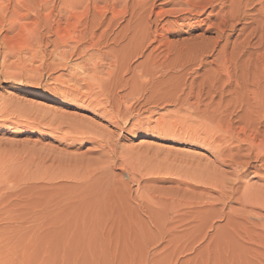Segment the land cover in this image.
Instances as JSON below:
<instances>
[{"label":"rangeland","instance_id":"374dc122","mask_svg":"<svg viewBox=\"0 0 264 264\" xmlns=\"http://www.w3.org/2000/svg\"><path fill=\"white\" fill-rule=\"evenodd\" d=\"M260 1H252L256 2L250 6L256 8L253 12L259 9ZM154 2L152 21L158 17L162 24L170 22L159 27L162 40L175 45L204 34L209 48L205 59L209 65L199 73L197 65L185 68V72L180 65L179 69L166 63L171 76H175L173 80L168 75L174 82L167 76L172 86H178L181 74L186 76L179 77L181 84L195 80V88L202 81H213L211 75L219 70L218 58L240 49L254 27L247 20L250 29L236 34L228 50L222 52L226 43L216 44L215 32L206 33L216 22L209 18L211 10L207 8L191 28L172 14L179 8L177 0ZM144 3L0 0V264H264V243L259 244L264 241V206L260 205H264V161L254 160L255 154L264 149V128L261 137H255L258 146L252 156V166L260 170L240 171L232 164L236 139L254 137L255 118L248 100L242 101L232 88H226L228 95L223 101L220 97L214 102L209 99L200 107L195 100L184 105L169 100L175 97L172 91L170 96H165L169 92L161 94L167 99L156 96L162 100L156 104L138 95L139 99L124 100L125 108L134 107L130 112L121 109L118 125L108 116L114 99L111 88L102 87V93L96 87L99 92L94 89L90 95L84 86L85 92L77 97L61 93L66 90L71 69H60L58 64L62 53L77 46L76 41L82 42L79 50L89 49L98 41L102 48L89 50L85 57L75 54L70 67L83 69L106 53H110L112 63L115 53L121 63L128 61L120 50L134 27L145 29ZM72 39L76 41L63 44ZM257 41L254 39L253 44ZM116 48L119 51L112 54ZM151 49L129 62L131 69L125 76L132 78H125L131 80L134 90L139 82L132 73L151 70L150 63L144 62ZM250 52L259 57L264 47ZM105 61L108 63L103 60V71L111 65ZM60 76L62 82L58 83L55 80ZM130 85L128 93L133 91ZM120 91L118 88L116 93ZM140 119L143 122L138 125ZM59 120L66 122L63 129L58 126ZM71 124L76 133H71ZM236 179L239 181L234 182ZM233 184L241 188L236 198L250 202L246 208L242 200L225 205L228 202L222 192L230 194ZM242 210L247 216L241 222H232L233 216L227 218L232 211ZM229 222L236 228L240 225L241 231L233 230Z\"/></svg>","mask_w":264,"mask_h":264},{"label":"bare ground","instance_id":"6f19581e","mask_svg":"<svg viewBox=\"0 0 264 264\" xmlns=\"http://www.w3.org/2000/svg\"><path fill=\"white\" fill-rule=\"evenodd\" d=\"M154 1L157 2L160 0H145V3H144L145 4V13H146L145 16H147V18H146L147 22H145L147 24H146L145 29H139L140 25L138 28L134 27L133 28L134 31L132 33V36L130 35L131 37L129 36L128 37L129 39H127L128 42H125L124 43L125 45L121 44L123 47L121 48L120 53L122 54L124 52V54H122L124 56L123 57L124 61L125 60H128V61L123 62L121 60L123 62V63H121L119 60H117L115 58V56H116L115 51L118 52L120 49V47H119V49L117 50V48H118L117 47L116 50L113 49L114 52L112 51V54L115 53L114 58H113V59H115V61L113 63H112V61L109 60V58L111 57V56H109L110 53H108V55L106 53V54H103L102 56H100V57H102V58H100V61H98V60H96L95 62L92 61L93 63L88 62L86 64L85 68H83V69L78 68V67H70L71 60L73 59L75 54H78L81 57H85L89 53V50L91 51L93 49H97V48L99 49L100 48L99 47L100 45L98 44L99 41L95 44L93 42V40H91V42H93L94 44L91 43L92 46H90L89 49L87 47H85L83 49V47L81 46L82 50H79L80 45H82L81 41H76V40L72 39L73 41H66L65 43H63L65 46H67V45H69L70 42L76 41L77 46L76 47L74 46L69 53L64 52L61 54V60H60V63L58 64V67L60 69H64V70H68L69 68L71 69L69 71L70 72V79L69 80L67 79L68 83L66 84V90L61 91V93H63V95L65 94V96L66 95H68V96L69 95H73V96L75 95V97H77V96L81 95V93H83L82 91H84V90H82V89L84 86L90 91V92H88V93H90V95H92V92L94 89H96V87L98 89H100L99 91H102V87H104V89L106 88L108 90L111 88L109 90V93L112 95L111 99L112 98H114V99H113V102H110V107H112V111L110 110L111 111L110 115H112V116H110L109 114H108V116L111 117V119L113 121H115L117 119V117H119V114H121V109L125 108V105L123 106L125 101L126 100L129 101L130 98L132 99L136 96H137L136 98L139 99L138 95L141 96L140 99L141 98H143L144 100L147 99V103H150V104L155 103L156 104V102L161 100L160 99L161 97L165 98L162 95L168 94V92H169V95H165V96H170V95H172L170 93V91H172L173 94L175 93V97L170 96L169 100L174 99V101L179 105L180 104H182V105L190 104V102L192 100L193 101L195 100L194 103L198 107H200L201 105L206 104V101H209V99L211 102H214L217 97H220V101H223L224 99H226V97L228 95L225 91L226 88H232L234 90V92H237L239 94L240 99L242 101L248 100V103L250 106V113L254 116L253 118H255V124H256V125L253 124V126H254V128L252 129L253 135L250 132L251 135L254 136L253 138H249L247 136L242 141L239 139H236L238 141V143H237L238 145L235 148L236 150H234V151H236V153L232 156L234 158V161H232V164L239 166L240 171H241V168H242V170L245 169L246 172L249 171L250 169H254V168L259 171L260 170L259 167H255L252 165H253L254 160H256L257 162H260L262 160L264 161V149L262 148L263 146H260L263 150L261 152H258V154H255V152H254L255 150H257V148L255 149L256 145L254 144V141H256L255 137H259L261 134V129L264 128V101L262 98L264 96V54L260 55L259 57H256L255 54L251 53L250 51L252 49H254L255 47H264V1L261 0L260 1L261 3H259L260 4L259 9L256 12H253L256 9V8H250V6L252 4L254 5V3H256V2L253 3L252 2L253 0L252 1L251 0H177L179 8L174 10L172 12V14L175 15L174 17L176 19H178L179 21H182L184 23L188 22V24H185V25L186 26L189 25V26H191V28H192L193 24H196L199 22L198 18L200 16H202L201 14H203L207 10V8H208V10H211L209 13V18H215L216 22L212 23L207 28L206 33H213V31H214L216 34V38L214 39V43H216V44H219L220 42L226 43V45L224 47L225 50H223L222 52H226L228 50V48H229L228 43L236 34L244 33L250 29V27H249L250 25H248L249 23L247 22V20H250V23H252L251 25L254 26L251 29L249 35L246 37V39L243 42L242 47L240 49H234L233 52L231 53V55H224L221 59L218 58L217 64L219 66L218 65L217 66L219 67V70L215 71L216 73L211 75V80L213 79V81H211L209 83H207L206 81H202V83L200 85H198L196 88H195V83H196L195 80L189 85L187 84V81L189 79H187V81H182V84H181V82H180L181 79L179 77L181 76V78H185L186 76L184 77L185 74H181L180 72H179V74H181L180 76H179V74H177L179 76V77H177L179 79V80H177V82H179L181 84V87H180L179 83H178V86L180 88L175 84H174L175 87L172 86L175 76H174V74H173L174 77L171 76L172 74L169 73L170 71H168L166 63L169 66V63L171 62V64H173L174 66L177 65L178 68L180 65V67L182 69H184L185 72L187 71L185 68L191 67L193 65L194 66L197 65L198 71L197 70H195V71H197L198 73H199V70L205 68L206 66L208 67L209 61L207 63V61L205 59H207V56L209 54V48H207L205 46L204 34L193 39V40H190V41H183L181 43L178 42L179 44L177 43L175 45L170 44V42L169 43L166 42V40L164 41V39L162 40V37H159V35H158L159 27L162 26L164 28V25H170V22L167 24H162L163 20H159L158 17L155 18L154 21H152V14H153V10H154L153 8L156 7L155 6L156 4ZM154 25H155V29H153ZM240 26H244V27L242 29H239ZM129 32H131V31L128 30V33ZM105 37L106 36H102L101 38L106 39ZM121 38H123V37H121ZM256 38L258 39V41L256 44H253V40ZM120 40L121 39L119 38V41ZM113 45H114V43H113ZM151 46H152V49L149 51L148 55H146V59L144 61V62H146V65H147V63H150L151 70L146 72L145 71L146 68L144 66L145 73L141 72V70H140L141 74H138L137 70H134V72L137 71L136 72L137 74L134 72L133 73L131 72L133 74L134 78H135V76H137L136 78L138 79V82H139L138 83L137 80H135L136 84L138 83L139 85L137 86L138 89L134 90V87H132V85H130L131 80H129L132 77L127 76L129 79H126L127 77L125 76L126 72L131 69V68H129L130 67L129 62L134 61V58H136V57H139V56L142 57L144 55V52ZM115 47H116V45H115ZM101 48H102V46H101ZM109 52H111V51L109 50ZM248 53H250V54L246 57V55ZM108 56H109V58H108ZM118 56H119V54H118ZM118 56H117V58H118ZM119 57H122V56H119ZM105 59L110 61L111 65L109 66L108 70L106 69L103 71V70H101V68L103 67V65H102L103 60H104V62H106ZM113 59L111 58V60H113ZM106 63H108V62H106ZM142 64H144V63H142ZM124 65H125V67H124ZM173 65H171V66H173ZM140 66H141V63L139 65V67ZM137 67H138V65H137ZM140 68H143V67H140ZM172 69H175V68H172ZM175 71H177V70L175 69ZM183 73H184V71H183ZM189 73H191V72H189ZM209 74H210V72H209ZM168 75H170V77L173 78V80ZM213 75L214 76L216 75V77L213 78ZM167 76L173 81L172 85L170 84L169 81H167V79H168ZM188 76H187V78H188ZM193 76H192V78H193ZM223 76L225 77L224 78L225 81L222 80ZM164 78H165V80H164ZM170 79H168V80H170ZM61 80H62V77L60 76V77H57L55 81L60 83V82H62ZM132 81L134 82V79ZM207 81H208V79H207ZM82 83H84V84H82ZM132 84L134 85L135 82ZM218 84H222V87H218L217 86ZM129 85L131 88H133V91L128 93L127 89H129ZM176 86L179 89H177ZM163 87H165V89ZM118 88L119 89L121 88L122 91H120L119 93H116V90ZM96 91H97V89H96ZM99 91H97V92H99ZM126 91H127V93H125ZM94 93H96V92H94ZM102 93H103V91H102ZM105 93H106V91H105ZM148 93H151V95ZM147 95H150V96L147 97ZM159 95H161V97ZM96 96H97V93H96ZM156 96H159L160 98L159 97L157 98ZM70 99H72V98H70ZM165 99H167V98H165ZM169 100H166V101L168 102ZM107 101H109V100H107ZM86 102L88 103V100ZM97 102L101 105V107L103 106L102 105L103 102H101L100 100ZM97 102H95V103H97ZM170 102H168V103H170ZM98 103H97V105H99ZM108 103L109 102H107L106 105H109ZM159 103H157V104H159ZM163 103H166V102H162V104ZM176 103H175V105H176ZM125 104H127V103H125ZM150 104H148V105H150ZM100 105H99V107H100ZM208 105H212V103H210ZM133 107L134 106H132V107L129 106V107L125 108V112L132 111ZM109 109H107V110H109ZM138 111H140V110H138ZM141 113H143V112L141 111ZM128 116L130 117L132 115H128ZM128 116H126V117H128ZM120 117L122 118L123 115ZM137 118H138V116H137ZM123 120H121V121H123ZM117 121L118 120H116L115 122H117ZM137 121H138V119H137ZM52 122L55 123V125L57 123L56 120H53ZM58 122H59L58 126H60L61 129H63L62 127L64 125H66V122L64 120H59ZM142 122L140 119L138 122L139 123L138 125H141ZM117 123L119 125V122H117ZM117 123H116V125H117ZM58 126H57V128H59ZM70 127L72 130L71 133L72 134L76 133V131H73L74 125L71 124ZM60 131H63V130H60ZM78 132H80V131H78ZM83 132H84V130H83ZM258 140H259V138H258ZM263 142H262V144H263ZM245 145L248 146V147L246 146L247 149L244 148L247 150V152L245 150L246 153L243 152L244 151L243 147H245ZM260 147H258V149ZM226 151H228L227 153H229L230 150L228 149ZM254 154H255V159L253 160L252 156H254ZM221 155H224L223 152H221ZM229 157H230V155H229ZM218 160H219V158H218ZM261 167H263V166H261ZM245 170H243V171H245ZM235 173H236V171H235ZM234 175H236V174H234ZM237 175H236V177H239ZM240 178H241V176H240ZM237 180L238 179L234 180V182ZM263 181H264V179H263ZM240 184H242V183H240ZM220 187H222V186H220ZM223 187H225V186H223ZM236 187H237V185H235V184H233L232 187H229L230 194H228L226 191L222 192V196L224 197L225 202H228L225 204L226 206H229V204H232V203L241 202L242 199L236 198V195L238 194V191L241 188H236ZM86 194H87V192H86ZM238 196H239V194H238ZM91 199H90V201L93 203V198H91ZM84 200L87 201V198ZM84 200H83V202H85ZM106 200H108V198ZM111 200H112V198H111ZM113 201H115V200H113ZM242 201H243V203H245L244 199ZM91 202H90V204H91ZM108 202H110V201H108ZM248 202L245 204L242 203L245 208L249 205ZM260 202H261V200H260ZM262 203H263V201H262ZM258 204H260V203H258ZM83 205H84V203H83ZM88 205H89V202H88ZM260 205L264 206L263 204H260ZM89 206H91V205H89ZM113 206H112V210H114ZM85 209H87V208L85 207ZM95 209H96V207H95ZM100 209H101V211H103L102 206ZM116 209L117 208H115V210ZM126 209H130V208H126ZM109 211H110V209H109ZM119 211H120V209H119ZM147 212H148V210H147ZM243 212H244L243 210L239 213L232 211L231 212L232 215L231 214L228 215L227 218L229 216H233V217H231L232 222L233 221L235 222V220H237V219H239V221H240V219H243V218H245V216H247V215H244V214H247V213H245L246 211L244 213ZM88 214H90V213H88ZM228 219H230V218H228ZM239 221L237 220V222H239ZM238 225H239V223H238ZM241 225H244V223ZM230 226H232L231 228H233V230L236 229L237 232L241 231V230L238 231L240 225H239V227L237 226V228H236V227H234V225H231V223H230L229 227ZM255 227H256V229H259V230L263 229V226H261V225H258V226L255 225ZM245 228H246V226H245ZM245 228H244V230H245ZM256 231H258V230H256ZM262 231L264 233V229ZM263 233H262V235L264 236ZM260 240H261V238H260ZM261 241H263V240H261ZM261 241H260V243L258 241V243L262 245L264 243V241L262 243H261ZM256 245H257V243H256Z\"/></svg>","mask_w":264,"mask_h":264}]
</instances>
